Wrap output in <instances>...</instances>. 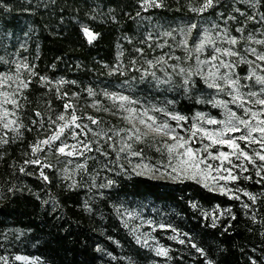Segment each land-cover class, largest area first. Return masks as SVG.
<instances>
[{"label": "trees", "instance_id": "16d2710c", "mask_svg": "<svg viewBox=\"0 0 264 264\" xmlns=\"http://www.w3.org/2000/svg\"><path fill=\"white\" fill-rule=\"evenodd\" d=\"M188 25L235 40L246 57L237 66L242 75L252 66L246 49L264 55V0H0V72L13 69L7 52L26 60L9 88L11 123L0 125V264L17 254L103 264L97 247L117 254L126 244L115 211L121 200L169 210L165 232L179 237H162L175 248L170 264H264V173L243 159L235 185L256 195L252 201L191 178L135 172V161L168 168L172 153L162 137L130 133L107 94L129 92L137 105L186 118L219 116L221 87L198 73L193 39L184 40ZM83 28L97 36L89 42ZM73 114L88 142L80 158L34 151L60 116Z\"/></svg>", "mask_w": 264, "mask_h": 264}, {"label": "rangeland", "instance_id": "374dc122", "mask_svg": "<svg viewBox=\"0 0 264 264\" xmlns=\"http://www.w3.org/2000/svg\"><path fill=\"white\" fill-rule=\"evenodd\" d=\"M85 29L88 28L82 29L83 35L89 41ZM194 29V25H188L185 28L184 40L188 41V36L193 39L192 47L196 53L197 71L206 85L221 87L219 99L215 101L220 115L197 112L186 118L168 109L145 104L137 105L129 92H108L113 106L122 111L130 133L162 137L166 140L163 144L168 151L169 146H175L174 150L170 151L173 163L168 168L163 169L146 162L135 161L132 165L133 170L156 179L167 178L174 181L181 177L191 178L221 194L225 193L230 197L244 195L243 197L255 201L256 195L240 191V188L235 185V177L244 172L243 159H249L255 172L264 173V161L259 159V155H264V138L258 131L251 132L249 136L250 128L264 127L259 124V121L264 120V104L258 103L259 100H264V55L257 53L254 48L246 49L247 58L252 62V66L245 75H242L237 70V66L246 57L237 55L232 43L233 39L226 36L214 37L212 32L203 25L197 27L196 31ZM88 31L94 37L97 36L91 30ZM12 51L10 56L8 52L6 56L13 69L0 72V125L11 123L6 107V103L10 101L9 88L16 84L18 73L26 66L25 56L18 55L16 50ZM121 97L126 99H120ZM73 116L76 117L75 121L72 120ZM229 120H231L230 125ZM241 120L247 121L249 127L241 124ZM208 121H216V123ZM165 125L167 127H164ZM232 126L237 127L239 131H229L228 128ZM57 135V139H50ZM84 135L85 127L82 126L81 119L77 114L69 115L62 120L61 125L50 137L37 142L33 149L38 152L44 147H52L60 152L59 149L64 148V152L60 153L66 155L70 161H74L88 149V142ZM242 135L248 139H239ZM221 139L235 140L239 150L233 154V149L227 144L213 143V140ZM44 141L48 143H43ZM183 141L187 143L183 148L179 147V143ZM187 148L193 150L195 153L193 157L189 158L184 154ZM240 151L246 153L249 158L241 155ZM222 152L229 154L227 159L220 156ZM190 159L203 162L196 168L188 162ZM193 176L195 179L192 178ZM115 211L126 244L121 246L118 244L120 252L117 254L97 247L103 264H121L118 262L120 259H124L129 264H140L138 260L141 261V259L142 264L172 263L171 255L175 248L172 244L167 246L162 242V237L173 240L179 238L176 230L171 233L165 232L167 227H171V224L167 222L171 218L169 210L150 200H121L116 204ZM217 211L221 212L220 209ZM156 232L161 235V238ZM161 249L165 250L166 254H160ZM141 255H149L148 260L143 259ZM4 264L44 263L37 257L17 254Z\"/></svg>", "mask_w": 264, "mask_h": 264}, {"label": "snow or ice", "instance_id": "6c2138e0", "mask_svg": "<svg viewBox=\"0 0 264 264\" xmlns=\"http://www.w3.org/2000/svg\"><path fill=\"white\" fill-rule=\"evenodd\" d=\"M208 4H209V5L211 4V0H208ZM206 6H208V5H206ZM84 31H85V34H86V35L88 36V38H89V42H91V40L95 38L94 35H93L91 32H89L88 29H85ZM232 43H235V41L233 40ZM182 71H183V70H182ZM25 86H26V85H25ZM120 99H126V98H125V97H121ZM258 103H260V104H264V100H259ZM5 115H7V113H5ZM254 115H255V114H254ZM59 119L63 120L64 117H63V116H60ZM75 119H76V117L73 116V117H72V120L75 121ZM180 119H182V118H180ZM93 122L95 123V121H93ZM141 122L143 123V121H141ZM208 122H209V123H216V121H208ZM240 123H241V124H244L245 127H249L247 121L241 120ZM230 124H231V120H229V125H230ZM259 124L264 125V120L259 121ZM5 126L7 127V125H5ZM65 126H66V125H65ZM164 127H167V126L165 125ZM62 130H63V129H61V131H62ZM228 130H229V131H239V129H238L237 127H235V126L229 127ZM255 131L260 132V133L262 134V138H264V127L250 128V130H249V136L251 135V132H255ZM193 135H195V133H193ZM57 138H58V135H57V136H53V137H51L50 139L55 140V139H57ZM173 139H175V138L173 137ZM239 139H241V140H246V139H248V137L242 135V136L239 137ZM217 142H219V143H221V144H227L230 148L233 149V154H234L237 150H239V145L236 144L235 140H233V139H229V140H222V139H221V140H219V141L213 140V143H217ZM43 143H48V141H44ZM186 143H187V141H183L182 143H179V147H182V148H183L184 145H185ZM174 148H175V146H169V151L174 150ZM59 151H60V152H64V148H60ZM69 154H70V153H69ZM184 154L187 155L189 158H191V157H193V156L195 155V153L193 152V150H192L191 148H187V149L185 150V153H184ZM240 154H241V155H244L245 158H249V157H247V154L244 153L243 151H240ZM228 155H229V154H226V153H223V152L220 153V156L224 157V159H227V158H228ZM258 155H259V154H258ZM213 158L215 159L216 157H213ZM259 159L262 160V161H264V155H259ZM188 162L191 163V166H192V167H196V168H198V167H199V163H202L203 161H196V160H191V159H190V161H188ZM209 167H210V166H209ZM192 178L195 179V176H193ZM160 254H166V251L163 250V249H161V250H160Z\"/></svg>", "mask_w": 264, "mask_h": 264}]
</instances>
